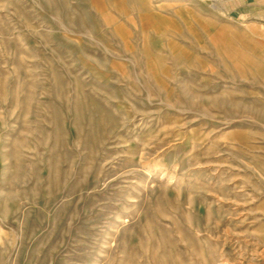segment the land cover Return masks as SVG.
I'll use <instances>...</instances> for the list:
<instances>
[{
  "label": "rangeland",
  "instance_id": "obj_1",
  "mask_svg": "<svg viewBox=\"0 0 264 264\" xmlns=\"http://www.w3.org/2000/svg\"><path fill=\"white\" fill-rule=\"evenodd\" d=\"M0 264H264V39L226 0H0Z\"/></svg>",
  "mask_w": 264,
  "mask_h": 264
},
{
  "label": "crops",
  "instance_id": "obj_2",
  "mask_svg": "<svg viewBox=\"0 0 264 264\" xmlns=\"http://www.w3.org/2000/svg\"><path fill=\"white\" fill-rule=\"evenodd\" d=\"M228 12L264 39V0H226Z\"/></svg>",
  "mask_w": 264,
  "mask_h": 264
}]
</instances>
